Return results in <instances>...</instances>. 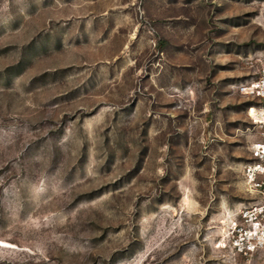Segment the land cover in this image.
<instances>
[{"label": "rangeland", "instance_id": "rangeland-1", "mask_svg": "<svg viewBox=\"0 0 264 264\" xmlns=\"http://www.w3.org/2000/svg\"><path fill=\"white\" fill-rule=\"evenodd\" d=\"M263 15L0 0V264H264L218 244L252 199L240 84L264 65Z\"/></svg>", "mask_w": 264, "mask_h": 264}, {"label": "built area", "instance_id": "built-area-1", "mask_svg": "<svg viewBox=\"0 0 264 264\" xmlns=\"http://www.w3.org/2000/svg\"><path fill=\"white\" fill-rule=\"evenodd\" d=\"M240 92L252 99L247 112L259 135L242 164L245 187L252 199L238 204V214L221 227L218 244L238 257H264V65L258 76L240 84Z\"/></svg>", "mask_w": 264, "mask_h": 264}, {"label": "bare ground", "instance_id": "bare-ground-1", "mask_svg": "<svg viewBox=\"0 0 264 264\" xmlns=\"http://www.w3.org/2000/svg\"><path fill=\"white\" fill-rule=\"evenodd\" d=\"M184 200H187V198H185ZM186 202V201H185ZM226 220V219H225ZM225 220H223V222H225ZM2 242V241H1ZM4 242V241H3ZM6 247V246H5ZM11 247V246H10Z\"/></svg>", "mask_w": 264, "mask_h": 264}]
</instances>
